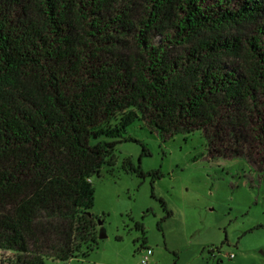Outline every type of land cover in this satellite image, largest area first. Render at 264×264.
Returning <instances> with one entry per match:
<instances>
[{"label": "trees", "instance_id": "1", "mask_svg": "<svg viewBox=\"0 0 264 264\" xmlns=\"http://www.w3.org/2000/svg\"><path fill=\"white\" fill-rule=\"evenodd\" d=\"M137 120L264 171V0H0V264L95 249L91 179Z\"/></svg>", "mask_w": 264, "mask_h": 264}, {"label": "rangeland", "instance_id": "2", "mask_svg": "<svg viewBox=\"0 0 264 264\" xmlns=\"http://www.w3.org/2000/svg\"><path fill=\"white\" fill-rule=\"evenodd\" d=\"M124 135L136 140L119 142L91 179L97 246L46 264H140L143 247L149 264H264V171L210 152L201 130L162 140L137 120Z\"/></svg>", "mask_w": 264, "mask_h": 264}, {"label": "built area", "instance_id": "3", "mask_svg": "<svg viewBox=\"0 0 264 264\" xmlns=\"http://www.w3.org/2000/svg\"><path fill=\"white\" fill-rule=\"evenodd\" d=\"M141 252L144 253V256L141 259L140 264H149V257L152 255V249L149 247H143ZM231 257H234V255L232 254Z\"/></svg>", "mask_w": 264, "mask_h": 264}, {"label": "water", "instance_id": "4", "mask_svg": "<svg viewBox=\"0 0 264 264\" xmlns=\"http://www.w3.org/2000/svg\"><path fill=\"white\" fill-rule=\"evenodd\" d=\"M101 223V221H99V224ZM101 236H103V235H101Z\"/></svg>", "mask_w": 264, "mask_h": 264}]
</instances>
